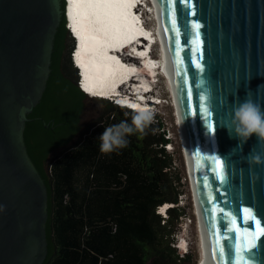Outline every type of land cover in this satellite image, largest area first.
Returning a JSON list of instances; mask_svg holds the SVG:
<instances>
[{"label": "water", "instance_id": "95a60500", "mask_svg": "<svg viewBox=\"0 0 264 264\" xmlns=\"http://www.w3.org/2000/svg\"><path fill=\"white\" fill-rule=\"evenodd\" d=\"M155 5L210 255L229 209L235 213L250 207L264 226V163L250 162L257 154L264 159V140L253 134L240 142L222 127L231 126L229 113L246 96L264 110V0H186L184 5L157 0ZM71 12L70 0H0V264H43L47 258L48 188L29 155L24 132L48 84L57 30L64 17L69 30ZM193 23L201 27L195 29ZM197 32L198 52L189 43ZM78 87L89 95L83 128L103 109ZM213 127L214 132L209 130ZM213 158L223 165L222 182L209 171ZM236 218L243 229L242 218ZM253 223L249 220L247 227ZM222 243L226 257L227 240ZM256 245L252 264H264V236Z\"/></svg>", "mask_w": 264, "mask_h": 264}, {"label": "trees", "instance_id": "16d2710c", "mask_svg": "<svg viewBox=\"0 0 264 264\" xmlns=\"http://www.w3.org/2000/svg\"><path fill=\"white\" fill-rule=\"evenodd\" d=\"M74 45L64 17L54 40L47 87L28 115L43 119L27 122L24 132L29 155L48 188V254L43 264L191 262L190 254L180 255L171 247L174 225L185 212L180 194L169 189L173 160L166 127L155 115L143 133L127 138L126 147L101 153L98 137L104 128L131 123L134 110L97 98L106 111L82 129L89 95L78 87ZM48 123L56 130L46 128ZM60 146L65 148L50 157ZM165 203L171 204L167 217L158 210Z\"/></svg>", "mask_w": 264, "mask_h": 264}, {"label": "bare ground", "instance_id": "6f19581e", "mask_svg": "<svg viewBox=\"0 0 264 264\" xmlns=\"http://www.w3.org/2000/svg\"><path fill=\"white\" fill-rule=\"evenodd\" d=\"M139 0H70L72 7L70 23L74 31L79 35V41L75 44V54L72 56L77 64L81 65L82 75H78L81 80V85L90 95L120 98L122 104H126L133 108H142L144 103L140 98H144L146 94L143 91L149 89L150 80L155 81V74H158L161 69L163 72H169L168 59L166 58V46L163 33L161 31L160 21L156 11L157 0H140L148 7L153 15L155 26L149 28L145 23H141L140 16L136 13V5ZM148 2V4H147ZM149 13V12H148ZM141 24V25H140ZM144 24V25H143ZM141 35V36H140ZM75 41V40H74ZM128 43L138 52V57H132L133 64H124L120 51L112 54L111 49L122 48ZM156 44L160 47L159 60L153 55V46ZM79 45V47H78ZM153 46V47H152ZM113 47V48H109ZM89 50V51H88ZM142 54V55H141ZM138 59H144L143 63ZM77 72L81 71L78 67ZM140 71L148 79H143V85L136 86V89L129 91V94H118L116 86L126 78L133 74H139ZM168 73V75H169ZM168 77V76H167ZM82 78V79H81ZM169 92L173 93V107H178V100L174 94L173 81L171 74L168 78ZM95 81V82H93ZM131 82H138L136 79H131ZM101 92V93H99ZM118 94V95H117ZM136 95V97H134ZM177 120L181 146L185 157L187 172L189 173L190 186L193 195L195 213L199 212V220L201 221L200 206L196 197L194 188V179L191 171L189 157L185 149L183 121L180 114L175 112ZM186 153V154H185ZM196 205V206H195ZM199 222L198 232L200 233V249L201 260L206 258L210 264L206 238L202 222ZM197 222V224H198ZM199 235V234H198ZM204 254V255H203Z\"/></svg>", "mask_w": 264, "mask_h": 264}, {"label": "clouds", "instance_id": "9594fccd", "mask_svg": "<svg viewBox=\"0 0 264 264\" xmlns=\"http://www.w3.org/2000/svg\"><path fill=\"white\" fill-rule=\"evenodd\" d=\"M147 8L148 7L146 5L138 8L139 10L138 15L140 16L139 19H141V23L146 22L147 12H150V10ZM144 12L146 14V17H144L143 15ZM70 28H71V23L69 22V32L71 36L74 38L75 44H76L79 41V38L77 35L74 36V34L72 33L73 31H71ZM76 45H74V47ZM75 51L76 49H73V52L71 53L72 56L75 54ZM119 51L122 54L121 57H123L122 62L124 64H129V65L133 64L131 63V58L138 57V52L135 51L134 48L129 45L128 47H126V49H123V51L121 48L119 49ZM72 60H73L75 68L78 67L81 70L79 71L78 74L82 75L83 71H82L80 64H77L74 57H72ZM143 60L144 59H138V61H140L141 63H143ZM163 71L164 70L161 69V71H159L158 74H155V77L161 74L166 79V81H168L169 83V80H168L169 75L167 72H163ZM137 72H139V74H133L129 78L123 79L116 86V87H119L118 91H121L124 94H129V91L132 90L131 85L137 83V82H131L130 80L132 78L137 79L140 82V85H143L145 83L143 79H148V77L145 76L140 71H137ZM79 78L80 77L78 76V82L81 83V80ZM149 80H150V86H148L149 89L144 90L143 94H146V96H144V99L146 100L147 104L152 105L153 109L151 110L147 107L135 108L133 111L132 117H131V123L127 121H121L118 124H113V125H110L104 128V131L98 137V140L100 141L99 150L101 153L108 154V153L115 151L116 149H122L126 147L128 144L127 138L130 135H133L137 132L143 133L145 128L152 122L153 116L157 115L155 112L159 113L157 111L159 110L157 109V106H159L162 103V99L159 98L158 95L156 94V91L154 90L155 87H153V83L158 82L160 79L159 77H157L155 81H151V79ZM136 86L137 85H133V88L136 89ZM96 98L99 99L102 97H96ZM103 99H106V98H103ZM152 100H155V101L160 100V102H155ZM176 123H177V120H176ZM229 124L231 126H229L228 124H225L222 127L227 128L229 135L232 136L234 134L235 137H237L240 142L241 141L246 142L247 139L250 138L253 134H255L259 139L264 140V110L261 109L260 105L254 103L251 99H248L247 96L242 102L238 104V106H236L232 110L231 113H229ZM250 162L260 164V163H264V159L261 158V155L257 154L251 158ZM167 204L169 203H165L163 206H160L158 210L164 209L165 213H167L168 207H164ZM198 226H199V222H198ZM199 257H200L199 261L195 264H203V263L208 264L206 258H203L201 260L200 247H199Z\"/></svg>", "mask_w": 264, "mask_h": 264}, {"label": "rangeland", "instance_id": "374dc122", "mask_svg": "<svg viewBox=\"0 0 264 264\" xmlns=\"http://www.w3.org/2000/svg\"><path fill=\"white\" fill-rule=\"evenodd\" d=\"M143 15L144 17H146L145 12L143 13ZM145 26L149 28H153L155 26L151 11L149 13L147 12ZM153 46H156L153 48V55L155 56V58L159 59L161 56L160 47L156 44H153ZM71 58H72V54H71ZM72 63H73V60H72ZM131 63H133L132 60H131ZM73 66H74V63H73ZM77 75H79L78 72H77ZM158 77L160 80L158 82H154L153 87H155L154 90L156 91V94L158 95V97L162 99V103L159 106H157V109H159L157 111L159 113L157 112L155 113L157 114L158 117H160L159 118L160 122L166 127L168 137H170L172 140V142L167 145V150L171 156V159L173 160V168L169 175L170 176L169 177L170 178V188L169 189L171 193L177 192L180 194L179 195V205L181 206L182 211L185 212L184 215L180 217L178 222L174 225V230L177 231V234L174 240L175 244L172 245L171 247H175L176 253H180V255L190 254L192 261L190 262L187 260L186 264H192L193 261L197 263L200 259L199 257L200 233L198 232V224H197L198 214L195 213V209H194L193 195H192V190H191L190 180H189L190 176H189V173L187 172V167H186L187 163H185V157L183 154V149H182L181 141H180V134H179V128H178L179 126L176 123L174 107L172 105L173 99L171 96L173 95L172 93L169 92L166 79L161 74H159ZM91 97L93 98L94 102L103 109V113H104L106 111V108L102 104V102L97 100L96 97H93V96ZM92 121L87 123L82 129H86V127ZM60 151L61 150L55 152L52 156H55ZM169 206L171 205L167 204L164 207H169ZM159 211L163 214L164 217H167V213H165L164 209H160Z\"/></svg>", "mask_w": 264, "mask_h": 264}, {"label": "snow or ice", "instance_id": "6c2138e0", "mask_svg": "<svg viewBox=\"0 0 264 264\" xmlns=\"http://www.w3.org/2000/svg\"><path fill=\"white\" fill-rule=\"evenodd\" d=\"M180 3L184 5L186 3V0H180ZM192 14L194 15L195 13ZM172 23H175L174 17ZM192 27L195 29H199L201 26L198 23H193ZM176 35L179 36L178 30L176 31ZM196 37V39L189 40V43L196 45V48L192 51L198 52L200 49L198 32L196 34ZM194 63L196 68L199 69L202 67L199 60H196ZM186 95L189 99H191V88L187 89ZM201 99L204 98L202 97ZM198 109L199 105H196V107L192 109L193 115L197 113ZM203 111L205 113H208L207 108H204ZM205 119H207V116L205 117ZM209 130L214 132L215 128L213 127ZM209 171L216 172L218 180L220 182L223 181V165L219 159L213 158L212 166H210ZM205 179H207V177H205ZM208 211L209 213H211V209H208ZM221 211H223V209ZM237 216H240L242 218V222L245 225L243 229L240 227V223L237 221ZM229 217H231V219H229ZM221 220L224 223L223 234L220 233L219 227H217V247L210 246V256L213 258L210 261V264H252L255 258V253L252 250L256 248V241L259 239V237L264 236V226H261L260 221L254 218L250 207L243 206H241L235 213H233L232 210L229 209L228 212L221 217ZM249 220L254 221L252 229H249L247 227ZM223 240H227L228 251L226 257L224 252V245L222 243ZM217 255H219L218 261L214 259Z\"/></svg>", "mask_w": 264, "mask_h": 264}, {"label": "flooded vegetation", "instance_id": "af4514ba", "mask_svg": "<svg viewBox=\"0 0 264 264\" xmlns=\"http://www.w3.org/2000/svg\"><path fill=\"white\" fill-rule=\"evenodd\" d=\"M77 83H78V81H77ZM33 120L32 121H34V120H40V121H42V119H43V117L41 116V115H37L36 117H33L32 118ZM55 122V119H52V123H54ZM61 125V124H60ZM59 125V126H60ZM45 127L46 128H51L52 130H56V128H57V126L56 125H52V126H50V124L48 123V124H45ZM58 133V132H57ZM57 135V134H56Z\"/></svg>", "mask_w": 264, "mask_h": 264}, {"label": "built area", "instance_id": "2783aa9c", "mask_svg": "<svg viewBox=\"0 0 264 264\" xmlns=\"http://www.w3.org/2000/svg\"><path fill=\"white\" fill-rule=\"evenodd\" d=\"M78 85L82 87V85H81V83H80V82H78Z\"/></svg>", "mask_w": 264, "mask_h": 264}]
</instances>
